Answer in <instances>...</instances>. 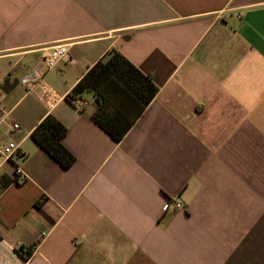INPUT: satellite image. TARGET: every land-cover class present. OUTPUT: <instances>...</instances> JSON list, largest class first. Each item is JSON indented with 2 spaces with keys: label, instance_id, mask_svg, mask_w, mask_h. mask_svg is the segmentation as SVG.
<instances>
[{
  "label": "crops",
  "instance_id": "0c3cea01",
  "mask_svg": "<svg viewBox=\"0 0 264 264\" xmlns=\"http://www.w3.org/2000/svg\"><path fill=\"white\" fill-rule=\"evenodd\" d=\"M62 43L47 93L27 91ZM98 61L96 89L141 109L119 140L93 118L102 97L73 90ZM46 115L66 166L30 135ZM8 141L0 264H264V0H0Z\"/></svg>",
  "mask_w": 264,
  "mask_h": 264
},
{
  "label": "trees",
  "instance_id": "16d2710c",
  "mask_svg": "<svg viewBox=\"0 0 264 264\" xmlns=\"http://www.w3.org/2000/svg\"><path fill=\"white\" fill-rule=\"evenodd\" d=\"M113 55V62H123L120 55ZM105 72L100 61L88 70V72L75 84L73 90L80 92L86 88L94 90L97 96L102 97L96 111L93 113L94 120L102 126L114 140H119L124 132L136 119L140 112V106L137 103V96L126 90L125 86L115 85L113 91L107 97L96 89L97 79ZM119 99L113 102V99ZM121 100H127L122 104ZM113 109H108V107ZM112 110V111H111ZM65 133V128L60 122L50 115H46L31 132L32 139L42 148L47 150L62 166L68 165L71 161V155L64 149L60 143L61 137Z\"/></svg>",
  "mask_w": 264,
  "mask_h": 264
},
{
  "label": "built area",
  "instance_id": "2783aa9c",
  "mask_svg": "<svg viewBox=\"0 0 264 264\" xmlns=\"http://www.w3.org/2000/svg\"><path fill=\"white\" fill-rule=\"evenodd\" d=\"M68 44L69 43H62L57 44L54 46H51L49 49V53L42 56L41 60L38 62V64L34 67L33 71L24 76L20 81L22 85L25 87L27 91H33L37 85L41 86L40 89L43 94L47 93L46 84L42 81L44 73L53 68L58 61L62 60L68 51ZM42 93H40V97L42 96ZM73 102L77 106H81L83 102L79 98L73 99ZM14 129L17 128L16 124L12 125ZM17 148L16 143L13 141H8L4 145L0 146V155L3 157V159L10 158L13 153L15 152ZM15 174H16V180L21 182L24 181L26 178V174L23 172V170L20 167L15 168ZM177 207L178 204H175ZM166 205H164V209H166ZM16 262V258L13 257Z\"/></svg>",
  "mask_w": 264,
  "mask_h": 264
}]
</instances>
